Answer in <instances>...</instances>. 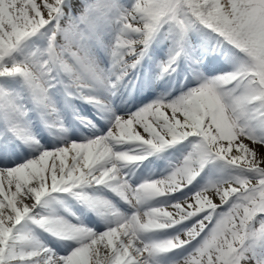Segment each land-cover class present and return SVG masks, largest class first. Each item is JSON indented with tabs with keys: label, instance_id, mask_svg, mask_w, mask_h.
Listing matches in <instances>:
<instances>
[{
	"label": "snow or ice",
	"instance_id": "1",
	"mask_svg": "<svg viewBox=\"0 0 264 264\" xmlns=\"http://www.w3.org/2000/svg\"><path fill=\"white\" fill-rule=\"evenodd\" d=\"M0 264H264V0H0Z\"/></svg>",
	"mask_w": 264,
	"mask_h": 264
},
{
	"label": "rangeland",
	"instance_id": "2",
	"mask_svg": "<svg viewBox=\"0 0 264 264\" xmlns=\"http://www.w3.org/2000/svg\"><path fill=\"white\" fill-rule=\"evenodd\" d=\"M169 210H171V209H169Z\"/></svg>",
	"mask_w": 264,
	"mask_h": 264
}]
</instances>
